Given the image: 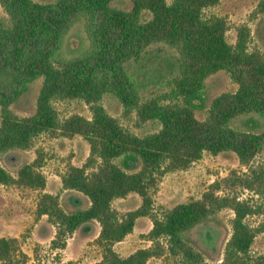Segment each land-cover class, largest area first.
I'll return each instance as SVG.
<instances>
[{
    "label": "trees",
    "instance_id": "1",
    "mask_svg": "<svg viewBox=\"0 0 264 264\" xmlns=\"http://www.w3.org/2000/svg\"><path fill=\"white\" fill-rule=\"evenodd\" d=\"M131 1V10H123L112 0H0L9 18H0V154L27 149L42 133L79 134L88 141L85 163L70 165L62 185L86 195L89 207L67 213L58 196L45 192L39 197L37 214L47 215L56 227L54 250L64 249L81 224L96 220L103 255L92 264H147L165 254L178 264H264V254L251 253L264 222L253 227L246 220L264 211V165L250 163L264 146V54L249 49L248 25L238 27L237 42L231 44L226 19L205 16V9L221 0ZM144 10L149 20H141ZM257 11L264 12V1ZM79 24L84 35L66 52V38ZM154 43L175 52L151 47ZM219 70L229 73L237 90L216 96L200 120L195 111L206 108V79ZM40 77L35 112L17 115L11 105ZM106 93L120 100L125 114H135L140 122L157 121L160 129L140 136L124 128L101 103ZM54 99H81L91 105L92 117L74 114L62 120ZM243 116L247 128L231 125ZM226 150L234 151L247 170L214 181L201 199L155 207L165 173L188 167L204 151ZM40 167L35 160L14 177L0 166V184L44 189ZM238 189L262 203L252 196L241 199ZM133 192L142 198L137 209L121 214L113 208L115 198ZM224 207L234 211L232 234L221 262L210 263L184 233ZM140 216L153 221L147 234L152 244L121 256L114 244L132 232ZM16 245V238L0 237L2 264H17Z\"/></svg>",
    "mask_w": 264,
    "mask_h": 264
},
{
    "label": "rangeland",
    "instance_id": "2",
    "mask_svg": "<svg viewBox=\"0 0 264 264\" xmlns=\"http://www.w3.org/2000/svg\"><path fill=\"white\" fill-rule=\"evenodd\" d=\"M37 2H54L56 0H35ZM172 0H167L171 2ZM264 0H221L215 6L205 9V16H222L227 21L226 39L235 44L238 38V27L246 24L250 28L249 49H258L264 54V12L257 11L260 2ZM114 7L131 10V0H112ZM0 18L8 21L4 7L0 6ZM150 12L144 10L141 20H149ZM82 24L76 25L66 38L65 50H72L79 44V37L84 35ZM151 47H164L175 52L167 44L154 43ZM42 77L30 84V89L20 96L11 109L19 116H28L35 112L37 98L42 85ZM238 84L225 70H219L206 79L205 98L206 108L197 109L195 115L204 120L207 117L211 101L223 92H234ZM163 88H167L165 85ZM101 103L112 117L133 132L143 136L157 132L160 124L149 120L140 122L135 114H125L123 104L111 93H106ZM53 105L63 120L71 115L80 114L92 117L91 105L81 99H54ZM247 116L239 117L231 123L238 129L247 128L244 124ZM1 122V107H0ZM264 130V126H263ZM90 153V145L83 136L75 134L64 136L58 132L42 133L38 135L31 147L27 149H10L0 154V166L4 167L14 177L18 176L20 168L35 160L41 163L40 171L46 176L44 189H34L16 184H0V237L16 238L17 249L13 258L17 264H63L73 260L78 264H92L102 259L103 250L98 244L101 226L96 220H89L81 224L67 239V245L62 250L51 248V242L56 233V227L48 216L37 214V205L42 193H51L59 197L61 207L67 213L89 207L90 200L83 193L74 189H65L62 185V175L70 165L82 166ZM251 164L264 165V146L252 158ZM243 172L247 165L240 162L238 155L232 150L212 154L204 151L201 158L186 168L169 171L159 182V188L154 195V205L157 209L172 208L181 203L201 199L210 185L232 171ZM241 199L252 196L253 201L262 203L261 199L246 189H238ZM142 198L137 193H130L125 197L115 198L112 206L121 214L137 209ZM234 211L224 207L216 215L198 223L184 235L205 259L210 263L221 262L227 241L232 234V219ZM247 222L257 227L264 222V211L248 215ZM153 226L149 216L136 219L131 233L114 244L115 250L121 256H128L139 248L152 244L147 234ZM254 255L264 254V231L258 232L251 246ZM0 264L2 262L0 261ZM147 264H178L169 254L152 257Z\"/></svg>",
    "mask_w": 264,
    "mask_h": 264
},
{
    "label": "crops",
    "instance_id": "3",
    "mask_svg": "<svg viewBox=\"0 0 264 264\" xmlns=\"http://www.w3.org/2000/svg\"><path fill=\"white\" fill-rule=\"evenodd\" d=\"M43 217H45V215H42Z\"/></svg>",
    "mask_w": 264,
    "mask_h": 264
}]
</instances>
